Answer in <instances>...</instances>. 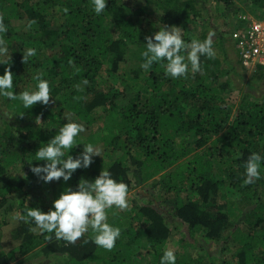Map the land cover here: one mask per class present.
Instances as JSON below:
<instances>
[{"label": "trees", "instance_id": "1", "mask_svg": "<svg viewBox=\"0 0 264 264\" xmlns=\"http://www.w3.org/2000/svg\"><path fill=\"white\" fill-rule=\"evenodd\" d=\"M250 6L251 14L263 11L264 0H136L132 8L121 0H107L100 15L93 11L91 0H0L11 49L10 65H0V75L10 69L18 94L34 87V77L41 74L50 81L53 96L48 105L38 102L31 109L0 97V215L12 208L11 196L25 198L27 185L43 181L32 169L46 162L36 161L35 153L67 123L66 109L88 130L70 155L82 153V144L98 143L93 130L100 122L99 110L113 114V124L102 137L110 159L116 152L121 154L109 162L93 157L88 168L73 174L72 190L82 180H95L104 168L127 183L129 191L133 184L158 188L167 204L166 212L149 204L138 208L129 215L136 227L115 223L122 233L112 250L96 246L88 233L75 243L57 240L51 233L37 235L31 231L34 223L24 214L25 222L14 237L20 245L3 255L0 264H13L28 255L38 259L36 264H59L60 260L61 264H159L175 231L183 243L200 248L198 257L184 258L176 252L177 264H264V171L255 183L243 184L248 156L264 154V92L259 88L264 67L237 87L233 64H242L230 40L233 28L226 33L215 26L216 56L201 58L202 72L172 79L154 64L149 71L142 70L148 76L145 83L138 75L130 79L136 93L128 107L116 103L121 93L104 89L102 78L116 71L120 62H129V71L133 70L135 49L163 26L181 27L186 40H203L217 12L225 17L229 10L228 16L233 17L238 10L239 16L249 13L244 8ZM56 16L65 17L64 22L55 25ZM18 20H25L27 30L16 28L13 21ZM30 21L34 23L28 28ZM197 21L203 25L196 37L190 29ZM52 39L60 43V51L49 60L43 47ZM227 41L233 45L235 62L228 58ZM26 48H35L37 55L24 63ZM83 79L89 83L77 91L75 85ZM238 90L243 98L233 114L227 96ZM74 96L82 99L74 100ZM19 170L25 172L26 180H17ZM27 208L51 209L37 199ZM242 221L248 223L246 233L239 229ZM203 242L214 244L217 251L205 248ZM230 245L237 249L228 258L224 254Z\"/></svg>", "mask_w": 264, "mask_h": 264}, {"label": "clouds", "instance_id": "2", "mask_svg": "<svg viewBox=\"0 0 264 264\" xmlns=\"http://www.w3.org/2000/svg\"><path fill=\"white\" fill-rule=\"evenodd\" d=\"M95 14L100 15L106 10L107 0H91ZM66 11V10H65ZM34 21H30L28 28ZM27 30V29H26ZM8 24L0 16V65H10L11 51L5 36ZM184 29L172 25L162 27L153 36H146L145 51L142 53L143 63L140 68L149 71L154 64L164 68L166 76L172 79L187 78L190 73L202 72L201 58H214L213 32H209L203 40H186ZM37 55L35 48H26L23 52L24 63L30 57ZM15 75L6 68L0 75V97L9 101H20L24 109H31L38 102L48 105L50 102L52 86L48 79L37 74L34 79L35 86L17 94L14 91ZM89 81L83 79L75 85L77 91H83V86ZM74 100L82 97L74 96ZM86 128L83 122L67 118V123L58 128L57 134L47 143H43L35 153L36 161L46 162L43 166L33 167L32 171L45 183L54 180L69 181L77 169L88 168L93 163V157L99 156L101 149L93 143L83 145V152L73 157L71 149L78 144V139ZM244 185L255 183L261 178L264 171V154L252 152L244 162ZM129 185L117 180L109 170L103 168L95 180H82L77 189L71 188L63 191L53 206L47 212L40 208H29L25 219L30 218L34 223L33 232L51 233L57 240L75 243L85 233L91 230L92 242L104 250H112L121 237L122 229L109 222L108 211L115 208L121 211L129 207ZM19 218V214L12 219ZM159 264H177V255L173 248L165 247Z\"/></svg>", "mask_w": 264, "mask_h": 264}, {"label": "rangeland", "instance_id": "3", "mask_svg": "<svg viewBox=\"0 0 264 264\" xmlns=\"http://www.w3.org/2000/svg\"><path fill=\"white\" fill-rule=\"evenodd\" d=\"M123 3L128 5L129 7H133L134 3L136 0H121ZM210 3V2H209ZM212 4V2H211ZM209 6V5H208ZM238 7V6H237ZM220 8V5H219ZM221 9V8H220ZM223 9H221L222 11ZM241 10V9H240ZM244 10L248 11V14H251V6L248 9ZM238 11V10H237ZM237 11H234L233 17L228 16L229 15V10L227 12V15L221 16L220 11L217 12L218 17H214L213 20L210 22V31L215 33L214 30L215 26L219 27V32H228L232 28L235 27L236 22L238 21V14ZM261 10H257L256 13L252 15H256L258 12ZM228 16V17H227ZM237 18V19H236ZM65 17L62 16H56L53 19V23L55 25H60L62 22H64ZM147 21V20H145ZM13 24L16 25V28H20L22 31L26 30V25L25 20H18V21H13ZM202 22L197 21L196 24L194 23L190 29V31L193 32L194 36H199L201 32V26ZM215 36V35H214ZM213 36V38H214ZM228 38V37H227ZM145 45H140L138 46L137 49H135V55L134 56V64L133 65V70L137 71L140 69L139 72L136 74L135 72H132L133 70L129 71L130 64L129 62H120L119 67L116 71L113 73H110V76H104L103 75V81L105 83L104 89L110 90V91H117L118 93H121V96L118 100H116V103L121 106V107H128V105L131 102V99L135 95V90L132 89L131 83L129 82L130 79L133 77H136L138 75L142 79V83H145L148 80L147 74L145 72H142L143 69L140 68V64L143 63V57L142 53L145 51ZM60 43L58 41H55L54 39L49 42L48 45H44L43 48H45L46 51V56L49 60L55 59V56H58V53L60 51ZM227 50H228V58L231 61H236V55L233 52V49H231V46L233 47L231 42H226ZM226 55V56H227ZM221 58V57H220ZM234 68H235V76L234 78V83L237 85V87H241V83H245L247 79H249L250 72L246 71L244 68H242L241 65H238L237 63H234ZM128 70V71H127ZM222 81H225L226 78L221 79ZM260 86V84H259ZM262 92H264V82H262L261 86L259 87ZM255 94L258 93L256 90L254 92ZM230 97V98H228ZM228 98V99H227ZM227 100L229 101L227 105L229 106V109H231L232 113L234 114L239 107L241 101H242V93L241 90L235 91V93L230 94L227 96ZM57 102L60 103V100L57 99ZM66 109V108H65ZM232 114V115H233ZM99 116L100 122L98 126H95L93 133L96 132L95 135V140H99L97 144L101 149V153L98 157H100L103 162H109L115 157H119L121 154L119 152H116L114 156L110 159V152L107 148H105L104 143L102 142V137L107 136L108 134V127H110L113 124V114L106 112L104 110H99ZM64 118L65 121L67 122V118L75 119L74 115L66 109L64 112ZM96 129V130H95ZM90 132V131H89ZM88 135V130L86 129L85 133L81 134L82 138L87 137ZM17 180H26L25 178V172L24 171H17L16 174ZM28 181V180H27ZM74 181L73 178H71L69 181L65 182L61 178L59 181H52L45 183L44 181H34L31 185H27L26 191L29 193V196H25L23 194H14L11 196V200L9 204L11 205L12 208H10L7 212H4L2 215H0V263H3V255H6L8 252H10L13 248L17 247L20 245V242L15 241L14 237L16 235V230L19 229L20 225L22 222H25L23 220V216L26 213L25 208L30 206L35 199L41 200L46 204L47 207L52 208L53 202L59 198L60 194L65 191L66 189H69L72 187ZM161 197H165L164 193L160 191L158 188L154 189L151 187V185H145L142 187H136L134 184L131 186L130 189V195H129V207L126 210H119V209H111L108 211V219L110 223H118L123 224L126 227L130 226H135L137 225V222H134L133 220L130 219L129 215H131L133 212L136 213L138 211V208L141 206H146V205H151L152 207L158 209L159 211H167L166 208V203L161 199ZM25 199L24 207H21V200ZM174 200V197H172V201ZM10 207V206H9ZM28 209V208H27ZM24 210V211H23ZM19 214V218L17 219H12L13 216H16ZM255 217H251V221H254ZM239 229L246 233L249 230L248 223L246 222H241L238 223ZM141 229H144L143 227H140ZM140 228L137 229V231L140 230ZM200 233V232H199ZM35 234L40 235L41 232L37 231ZM88 234L92 235L91 230L88 232ZM178 233L175 231L174 237L171 238V240L168 243V247H171L175 250V252H179L181 256L184 258L187 256H193V257H198L200 248H194L192 246H189L181 241L182 236H178ZM201 234H199L200 236ZM214 244H207L203 242V246L205 248H209L211 251L215 252L217 251V246H213ZM237 245H230L228 246V251L227 254H224V256L227 255L231 257L232 254L236 251ZM218 256L221 255V253H217ZM25 262V264H36L38 262V259L33 258L32 255L25 256L23 258H18L16 262L13 264H19ZM61 260L58 261L59 264H61Z\"/></svg>", "mask_w": 264, "mask_h": 264}, {"label": "built area", "instance_id": "4", "mask_svg": "<svg viewBox=\"0 0 264 264\" xmlns=\"http://www.w3.org/2000/svg\"><path fill=\"white\" fill-rule=\"evenodd\" d=\"M230 33L242 68L252 73L264 67V10L256 15L244 13L238 16Z\"/></svg>", "mask_w": 264, "mask_h": 264}]
</instances>
